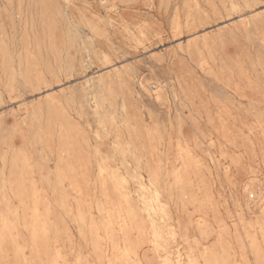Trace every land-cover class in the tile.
<instances>
[{
    "label": "rangeland",
    "instance_id": "1",
    "mask_svg": "<svg viewBox=\"0 0 264 264\" xmlns=\"http://www.w3.org/2000/svg\"><path fill=\"white\" fill-rule=\"evenodd\" d=\"M159 2L0 0V264H264V0Z\"/></svg>",
    "mask_w": 264,
    "mask_h": 264
},
{
    "label": "bare ground",
    "instance_id": "2",
    "mask_svg": "<svg viewBox=\"0 0 264 264\" xmlns=\"http://www.w3.org/2000/svg\"><path fill=\"white\" fill-rule=\"evenodd\" d=\"M146 1V6L148 7V8H152L153 6H154V4H155V0H145ZM170 2H171V0H160V2L158 3V6H159V8H164V9H167L168 7H169V5H170ZM178 17V14H176V16H175V19ZM85 29L88 31V35H89V43L90 44H93V39L94 38H96L97 36H99V34H100V32H99V27H98V23L96 22V20H95V17L93 16L92 18H88L87 17V19H86V21H85ZM77 28L78 27H75V30H77ZM146 30H148V26L147 27H145V29H139V34L141 35V36H144V32ZM54 32V31H53ZM88 35H87V37H88ZM137 129V128H136ZM136 129H134V130H136ZM138 130V129H137ZM137 130H136V132H137ZM141 133V132H140ZM143 133V132H142ZM118 134V133H117ZM138 134V133H137ZM119 135V134H118ZM131 135V134H130ZM117 136V135H116ZM122 136V135H121ZM143 136V135H142ZM119 137V136H118ZM144 137V136H143ZM121 138V137H120ZM119 138V139H120ZM118 139V138H117ZM122 139V138H121ZM123 139H125V138H123ZM134 139V138H133ZM143 139V138H142ZM146 139V138H145ZM144 140V139H143ZM114 141H118V140H114ZM122 141V140H121ZM130 141V140H129ZM133 141V140H132ZM135 142V141H134ZM145 142H146V140H145ZM116 143V142H115ZM121 143V142H120ZM124 143V142H123ZM147 143V142H146ZM134 144H136V143H134ZM131 141L130 142H128V143H124V146L123 145H121V144H116V146L117 147H119V149H121L120 150V155L122 156V158L124 157V159H125V157H128V156H130L131 158H133V159H135L136 161H138L139 159H143V158H147L146 157V155H143V153L141 154V150H138V148L134 145ZM141 144V143H140ZM140 146H143V145H140ZM144 147H146V146H144ZM136 148V149H135ZM141 148H143V147H141ZM131 149L134 151V150H136V152H134V153H132L131 152ZM145 150H146V148H145ZM147 151V150H146ZM151 152V151H150ZM146 154V153H145ZM152 154V153H151ZM150 154V155H151ZM148 155V154H147ZM152 158V157H151ZM103 170V169H102ZM248 189V188H247ZM258 192V191H257ZM261 192V191H260ZM251 194H252V192H250ZM262 193V192H261ZM251 196V195H250ZM261 194L260 193H256V198L257 199H260L261 198ZM264 198V197H263ZM256 199V200H257ZM262 200V199H261ZM261 200H259V201H261ZM264 201V200H263ZM247 205V207H249L248 206V204H246ZM263 205V204H262ZM259 206V205H258ZM259 209V208H258ZM261 209H263V208H261ZM260 209V210H261ZM261 212V211H260ZM261 220L259 221V222H256V224H258V228H259V231H260V236H261V240H262V244H263V246H264V210H263V212H262V214H261ZM257 221V220H256ZM252 224V223H251ZM253 225V224H252ZM247 226V225H246ZM251 226V225H250ZM249 226V224H248V227H250ZM255 227V226H254ZM257 228V229H258ZM155 229H157V228H155ZM254 229V228H253ZM242 231H244V230H242ZM237 232V231H236ZM245 232V231H244ZM253 233V232H252ZM223 234V233H222ZM225 234V233H224ZM243 234V233H242ZM259 234V233H258ZM218 235V234H217ZM226 235H229L228 233L226 234ZM253 235V234H252ZM257 235V234H256ZM222 236V235H221ZM237 236V235H236ZM254 236V235H253ZM223 237V236H222ZM227 237V236H226ZM229 237V236H228ZM255 237V236H254ZM254 237H249V242H248V244H250L251 246H252V248L254 249V251H255V254H256V256L258 257L259 255H260V249H259V247H258V244H257V242L255 241V239H254ZM224 238V237H223ZM222 238V239H223ZM240 238V237H239ZM256 238V237H255ZM222 239H221V241H222ZM238 238L236 237V240H237ZM244 239V238H243ZM242 240V239H241ZM245 240H246V237H245ZM257 240V239H256ZM237 241H239V240H237ZM155 243V242H154ZM224 243V242H223ZM232 243H233V241H232ZM241 243V242H240ZM243 243V242H242ZM225 244H226V242H225ZM235 244V243H234ZM221 245H222V243H221ZM242 245V244H241ZM242 246H244V245H242ZM242 246H241V250H242ZM261 246V245H260ZM232 247H233V244H232ZM244 247H246V246H244ZM205 248V247H204ZM226 248V247H225ZM236 249V248H235ZM235 249H233V251L235 250ZM245 249V248H244ZM264 249V248H263ZM223 250V249H222ZM129 252H130V250H128ZM187 251V250H186ZM215 251V250H214ZM187 252H189V251H187ZM199 252V251H198ZM217 252V251H216ZM254 253V252H253ZM131 254V253H130ZM188 254V253H187ZM192 254V253H191ZM129 255V254H128ZM208 256V255H207ZM216 256V255H215ZM255 256V255H254ZM217 257V256H216ZM127 258H128V256H127ZM130 258V257H129ZM253 258H255V257H253ZM170 259V258H169ZM199 259V258H198ZM225 259V258H224ZM222 260V259H221ZM203 261L205 262V260L203 259ZM164 264H168L167 262L166 263H164ZM196 264V263H195ZM197 264H199V263H197Z\"/></svg>",
    "mask_w": 264,
    "mask_h": 264
}]
</instances>
